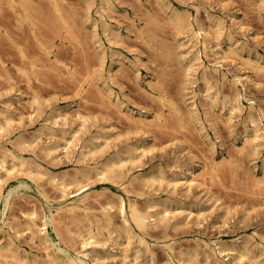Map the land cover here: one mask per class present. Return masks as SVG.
Listing matches in <instances>:
<instances>
[{"label": "rangeland", "instance_id": "rangeland-1", "mask_svg": "<svg viewBox=\"0 0 264 264\" xmlns=\"http://www.w3.org/2000/svg\"><path fill=\"white\" fill-rule=\"evenodd\" d=\"M4 1L0 10V61L2 60L0 63V109L7 108V112L4 114V128L0 131V141L8 143L14 141L16 135H23L31 141L30 145H18L19 147L16 145L18 151L14 147L15 152L20 153L25 159L27 157V161H32L34 165L44 166L49 173L64 170L72 172L86 163L90 166L101 165L100 162H106L116 154L125 158L123 162L114 166V170H129L132 174L152 173L150 174L152 179L146 180V183L138 180L132 183L126 182L127 184L124 183L126 185L120 186L118 181L103 179L91 173L87 180L80 181L85 186L79 185L80 182L69 184L66 189L70 193L84 188H86L84 192L92 190L91 194L88 193L91 195L90 201L97 193L107 194L104 196L99 194V199L95 197L94 202L91 201L94 208L91 205L90 211L92 214L95 212L94 215H90L92 219L100 217V213L98 214L101 211L100 207L106 205V197H110L113 192L119 194L126 204L130 202L141 209L147 206L146 200L150 197L171 202L172 208L159 212L155 216V222H149L143 234L149 249L152 250L153 258L148 253L146 256L137 240L141 233L132 223H130L131 232L128 235L127 232L124 233L122 226L119 230L122 229L123 232L116 230L117 233L114 229V231L110 230L113 226L120 224L118 211L113 206L114 208L112 207L109 212L110 216L112 215L111 218L113 217L114 225L111 227L96 225L93 228L94 231L100 228L98 229L100 232L96 231L100 244L96 250L101 251L98 252L99 254L96 252V258L98 260L103 258V260L96 259L97 264H181L184 258L183 264H210L211 257L207 260L203 251L204 249L210 252V249L200 246L203 241L209 243L219 240L229 243L238 237L247 239L249 248H252L251 251L249 249L233 257L223 253L222 256H218V261L222 264H264V172L260 168L264 160V132L262 136L255 139L251 123L245 118L249 101H253L256 117H258V109L259 111L263 109L264 112V66H262L264 65V0H109V3L105 0L108 4L105 3L102 10L97 7L101 0H82L83 2L54 0L56 6L62 9H59V14L63 13L60 17L55 16L56 19L52 17L54 24L50 22L53 21L50 20V16H53L52 13L55 14L54 3L51 0H26V2L13 0L14 7H11L6 0ZM86 1L91 4L89 8L85 5ZM163 4L168 6L165 7ZM193 4L197 6L201 4L198 9L200 15L198 12L195 13ZM24 5H27V8ZM170 6L181 12L187 10L185 13H189V19L194 27H196L194 18L198 22L201 20L199 22L201 23L205 20L204 14L207 15L208 12L212 13V16L215 13V17L222 19L220 23L224 26L220 35L221 31L217 32V27L208 23L209 25H205V33L211 30L210 39H208L209 35L202 33L199 40L203 42L204 34L207 45L208 42L212 45L215 42L214 39L221 36L217 41L221 43L223 50L221 49L219 53L223 56L218 57L219 53L214 56L209 48L206 50L208 52L204 53L200 42L197 45V48L202 50V54L200 53L202 65L210 69L208 70L210 74L206 75V77H212L208 79L209 86L199 79L192 85L185 80L184 67L177 61L179 60L177 53L182 50L177 44L184 40L183 32L180 33L181 31L176 29L177 26L174 23L171 25L170 17H168ZM84 9L87 10L84 11ZM61 15L64 16L62 19ZM197 16L203 19H198ZM18 17L20 20L17 19ZM150 17H153L152 21ZM154 18L157 24H152ZM62 20L65 22L63 23ZM104 20L114 30L110 31L111 34L109 32L107 35L104 34L102 27ZM209 27L213 28L209 29ZM148 34L150 38L155 37V39L147 38ZM227 35L231 36V40L227 41ZM151 40L160 45V50ZM232 40L237 41V45L242 42L241 47L235 49ZM99 42L102 45L101 49L97 45ZM168 44V51L171 50L169 54L163 51L167 49L165 46ZM172 45L174 48H171ZM172 50H176L177 53L174 54ZM160 52L164 54L161 56ZM99 54L102 56H98ZM166 54L169 57L170 54L177 57L166 59L164 57ZM254 59L255 63H253ZM213 63L217 66L216 71L213 69L214 72L211 69L215 68ZM162 68L165 75H162L163 71H160ZM200 70V68L197 70V77ZM234 75H240L241 78V83L236 82V86L230 81L234 79ZM220 78L223 80L221 81ZM79 80L89 81L83 89H78L76 83ZM101 81L104 83L102 84ZM183 87L185 90L194 89L197 92L193 96L195 116L184 111L181 112V116H178L172 113L170 107H164L170 99L172 100V98L168 99V96L175 97L176 99L173 100L176 103L180 100L179 96L184 91L181 90ZM231 88H236L240 92L237 107L236 103L230 100L233 97L230 94ZM207 93L212 96L213 102L205 100L204 95ZM178 104L182 110L186 111L182 99L181 102L178 101ZM49 107L58 110L59 115L57 118L49 119L47 123L56 119L59 126H75L81 121L79 117L83 116L87 119L86 131L83 132L86 140L97 128L104 132L106 138L94 137L93 141H96L97 145H91L92 149L88 147L91 151L86 148L85 151L89 152L86 151L85 154H79L80 143L75 146V149L69 148L65 151L57 136L47 134L49 132L44 128H40V131L36 130L40 123L44 122L42 119L49 112ZM155 114H160L162 118L156 119ZM184 115H189L191 118ZM263 117L260 119V126L262 125L264 129ZM32 134H39V136L33 138ZM52 137L58 140L59 145L52 154L46 152L50 154L47 155L42 147L50 143ZM7 146L10 147V144ZM127 147L130 150L133 149L134 156L127 157L124 152ZM104 159L106 161H103ZM32 162L31 165H33ZM5 167L10 174L5 172L8 174L5 175L1 170L2 178L5 179L1 192L5 194L7 190L13 188L8 202L13 199L11 202L14 204L11 207L12 203L9 202L11 205L8 203L2 216L4 202L0 197V224L2 217L7 218L8 221L13 218L12 220L20 222L17 227L14 224L15 230L14 228L8 230L13 242H16L15 245L19 246L16 250L23 249L29 255L41 256L44 253L43 245L35 240L36 238L32 239L33 241L30 240L26 229L23 228L22 221L25 217L23 211L28 212L29 208L25 209L31 205L30 209L35 206L37 208L35 209L40 210L38 212L41 213L47 214L54 211L56 199L54 193L59 194V190L49 183L48 174L43 176L38 171L37 177H40L35 181H39L42 187L36 184L37 182L31 178L33 175L35 179V167L30 175L31 179L29 174H27L28 177L23 176V170L20 172V167L9 160ZM19 172L20 174L17 175ZM41 188L47 191L45 193H48L49 198H45L39 190ZM112 202L114 203H111L112 205H118L116 199ZM97 205L101 206L98 208ZM68 215L63 214V217L60 216L61 218L56 220L59 225L61 224L58 225L60 230H62L61 227L75 222ZM77 217L85 219L83 215ZM62 218L65 220L61 222L65 224L59 221ZM78 221L75 222L76 225ZM82 223H86V219L81 220L78 225L81 226ZM169 223H175V225L170 226ZM73 225L75 226L72 224L69 227ZM6 229L5 226L0 229L2 237L0 249L2 250L6 241ZM49 232L52 235L50 229ZM75 240L77 241L72 239V242ZM72 242V248L74 246L76 248L77 245V248L79 247V243L74 242L73 245ZM102 242L104 244L101 245ZM165 243H172L173 251L165 248ZM196 244L199 246L197 247ZM182 248L186 255L182 251L181 257H178L180 255L178 252ZM14 249H11L13 252H8L9 255L20 256L21 252ZM186 249L189 250L187 253ZM193 251L194 255L198 253L196 258L192 255Z\"/></svg>", "mask_w": 264, "mask_h": 264}, {"label": "bare ground", "instance_id": "bare-ground-1", "mask_svg": "<svg viewBox=\"0 0 264 264\" xmlns=\"http://www.w3.org/2000/svg\"><path fill=\"white\" fill-rule=\"evenodd\" d=\"M4 0H0V10H1V5L5 2H3ZM8 3H9V5L11 6V7H14V4H12V2H13V0H6ZM51 1H53V10L55 11V14L54 13H52L53 11L51 10V13L53 14V16H50V20H53V21H50L52 24H54L53 22H54V18L56 19V17L55 16H59L60 17V14H63V13H61L60 12V14H59V9H61V7L60 8H58V6H56V3H55V1L54 0H51ZM82 1V0H81ZM108 1V3H109V0H107ZM260 1H263V0H260ZM259 1V2H260ZM3 2V3H2ZM25 2H26V0H25ZM83 2V1H82ZM101 3H100V5H99V3H98V5L99 6H97V7H100V9L103 7V5L106 3V4H108L107 2H105V0H101L100 1ZM86 4L85 5H87V8H89V6L91 5L90 4V2H85ZM5 4L7 5V3L5 2ZM77 4H79V3H77ZM192 4V3H191ZM18 5V4H17ZM17 5H15V6H17ZM94 5V4H93ZM164 5V4H163ZM162 5V6H163ZM199 5H201V4H199ZM199 5L197 6L196 4L194 5H192L193 7H194V10H195V13H197L198 12V9H199ZM77 6H79V5H77ZM165 7L166 6H168L167 4H165L164 5ZM18 7H19V5H18ZM24 7H26L27 8V5L25 6L24 5ZM106 7V6H105ZM160 7V6H159ZM202 8V7H201ZM23 9H25V8H23ZM50 9H51V7H50ZM95 9V8H94ZM104 9V8H103ZM206 9V8H205ZM205 9H203V11L205 10ZM20 10L21 9H19V12H20ZM62 10V9H61ZM87 10V9H86ZM85 9H84V11H86ZM89 10V9H88ZM102 10V9H101ZM201 10V9H200ZM24 11V10H23ZM165 11V10H164ZM185 11H187V10H184V12H181V11H178V9L176 8V9H174L173 7H168V13H169V16L168 17H170V22H171V25H172V23H174L177 27H176V29L180 32V33H182L183 32V36H182V38H184V40L182 41L181 40V42H179V44H177V45H179L181 48H182V50L181 51H179L178 53L177 52H175L174 50H172L173 51V53L175 54V53H177V55L179 56V60H177V61H179L181 64H182V66L184 67H181V68H183L184 70H185V75L184 76H186L185 78V80L187 81V83H190L191 85H192V83L194 82V81H196L197 79H199V81L201 80L204 84H207V83H209L208 81V79L209 78H212V77H206V75L209 73L210 74V72L208 71V70H210L209 69V67H207V66H203L202 65V60L200 59V53H201V51L203 50V52L205 53V51L207 50V48H209L210 49V51H211V53H213L214 54V56L216 55V54H218L219 52H220V50L222 49L221 48V43L220 42H218L217 41V39L219 38V37H221V36H217V34H216V36H217V38L216 39H214L215 40V42L212 44V45H209V43L210 42H208V45H207V43H206V41L207 40H205L204 39V34H206L205 32H206V27H205V25L206 24H210V23H212V24H214L216 27H217V29H216V31L217 32H219V31H221V29H222V26H224L223 24L221 25V20H220V18H217V17H215V13H214V16H212L211 14H209V12H208V14L206 15V14H204L205 15V20H203L201 23H199L198 21H197V19H195L194 18V22H195V24H196V27H194V25H193V23L190 21V19H189V13L187 14V13H185ZM206 11H208V10H206ZM205 11V12H206ZM96 12L97 13H99V11L98 10H96ZM95 12V13H96ZM200 12V11H199ZM199 12H198V14H199ZM14 13V12H13ZM20 13H22V12H20ZM26 13V12H25ZM195 13H194V16H195ZM51 14V15H52ZM16 15V14H15ZM22 15H23V13H22ZM85 15V14H84ZM98 15H100V14H98ZM102 15V14H101ZM100 15V16H101ZM197 15V14H196ZM200 15V14H199ZM17 16V15H16ZM26 16H28V15H26ZM86 16V15H85ZM218 16V15H217ZM52 17H54L53 19H52ZM62 17H64V16H62L61 15V19H62ZM167 17V18H168ZM220 17V16H219ZM151 18H153V17H150L149 19L151 20ZM197 18L198 19H203L202 17H198L197 16ZM18 20H20L19 19V17L17 18ZM58 20H59V18H58ZM101 20H103V19H101ZM155 18H154V21L152 22V24L154 23V24H157L156 22H155ZM60 21V20H59ZM63 21V23L65 22L64 20H62ZM152 21V20H151ZM158 21V20H157ZM168 21H169V19H168ZM150 22V21H149ZM101 23H102V21H101ZM93 24H95V23H93ZM103 28H104V34H106L107 35V33L109 32V34H111L110 33V31H114V30H112V28L110 27V24L108 23V22H106L105 20L103 21ZM173 24V25H174ZM208 24V25H209ZM174 25V26H175ZM214 25H213V27H214ZM95 26V25H94ZM93 27V26H92ZM213 27H209V29H211V28H213ZM215 27V28H216ZM94 28H96V27H94ZM146 28V27H145ZM147 28H148V26H147ZM149 28H150V26H149ZM208 28V27H207ZM149 30V29H148ZM176 30V31H177ZM3 31H4V29H3ZM96 31V30H95ZM94 31V32H95ZM145 31H147L146 29H145ZM223 31V30H222ZM222 31L219 33V35L222 33ZM106 32V33H105ZM210 32H211V30H210ZM209 32V33H210ZM213 32V31H212ZM112 33H114V32H112ZM154 33V32H153ZM152 33V34H153ZM202 33H204L203 34V36H202V41L203 42H201V40H199V37L202 35ZM208 32H207V36L209 35V38L208 39H210V34H209ZM7 34V33H6ZM94 34V33H93ZM96 34V33H95ZM141 34H142V32H141ZM147 34V33H146ZM144 35V34H143ZM205 35V36H206ZM35 36H37V35H35ZM148 37L147 38H150L149 36V34L147 35ZM228 36V35H227ZM93 37H94V35H93ZM152 37H154V36H152ZM231 37V36H230ZM230 37L228 36V40L227 41H229V39H230ZM38 38V37H37ZM147 38H146V40H147ZM206 39H207V37H205ZM215 38V37H214ZM39 39V38H38ZM150 39H152V38H150ZM153 39H155V37L153 38ZM152 39V40H153ZM151 40V41H152ZM231 40V39H230ZM38 41H40V40H38ZM96 41H99V40H96ZM95 41V42H96ZM208 41H210V40H208ZM224 41V40H223ZM35 42V41H34ZM94 42V43H95ZM145 42H147V41H145ZM152 42H154V41H152ZM200 42V44H201V49L202 50H199L198 48H197V45H198V43ZM231 42V41H230ZM241 42V41H240ZM148 43H149V41H148ZM156 45H157V47H158V49L160 48V45L158 44V43H156V42H154ZM232 43L234 44V46H235V49H239V47H241V43L240 44H238L237 45V41H233L232 40ZM239 43V42H238ZM42 44V43H41ZM161 44V43H160ZM36 45H38V44H36ZM45 45V44H44ZM99 47H100V49L102 48V45H101V42H99L98 44H97ZM159 45V46H158ZM162 45H164V44H162ZM161 45V46H162ZM97 46V47H98ZM152 46H153V48H154V45H153V43H152ZM169 46V44L167 45V46H165L166 48ZM171 46V45H170ZM233 46V45H232ZM98 47V48H99ZM156 47V48H157ZM165 47H163L164 49H165ZM229 47H231L230 46V44H229ZM162 48V49H163ZM171 48H174L173 47V45H172V47ZM20 49H21V47H20ZM109 49V48H108ZM152 49V48H151ZM230 49H232V48H230ZM241 49V48H240ZM244 49V48H243ZM160 50V49H159ZM223 50V49H222ZM221 50V51H222ZM229 50V49H228ZM227 50V51H228ZM233 50V49H232ZM48 51V50H47ZM158 51V50H157ZM163 51H167L166 53H168L169 51H170V53H171V50H169L168 51V48L166 49V50H163ZM209 51V52H210ZM240 51V50H239ZM23 52V51H22ZM102 52V51H101ZM206 52H208V51H206ZM226 52V51H225ZM229 52V51H228ZM232 52V51H231ZM235 51H233V53H234ZM24 53H26L25 51H24ZM103 53V52H102ZM163 53V52H162ZM236 53V52H235ZM255 53V52H254ZM20 54V53H19ZM48 54H49V52H48ZM160 54H161V52H160ZM164 54V53H163ZM163 54H161V56L163 55ZM169 54V53H168ZM202 54V53H201ZM212 54V55H213ZM224 54V53H223ZM27 55V54H26ZM101 54H99L98 56H100ZM157 55V54H156ZM206 55V54H205ZM219 55H221L220 53L218 54V57H219ZM254 55V54H253ZM48 56V55H47ZM97 56V57H98ZM102 56V55H101ZM100 56V57H101ZM158 56V55H157ZM168 55L166 54V56L164 55V57L167 59H171V58H173L174 59V57H177V56H174L173 54L171 55L170 54V57L168 56ZM221 56H223V55H221ZM220 56V57H221ZM257 56V55H256ZM217 57V56H216ZM48 58V57H47ZM99 58V57H98ZM259 59V58H258ZM176 60V59H175ZM2 61V60H1ZM1 61H0V63H1ZM51 61H53V60H51ZM177 61H175L176 63H177ZM215 61H216V59H215ZM254 61H256L255 59L253 60V63H255ZM34 63V62H33ZM180 63H179V65H180ZM251 63V62H250ZM257 63V62H256ZM161 64V63H160ZM178 64V63H177ZM215 64H216V62H215ZM258 64V63H257ZM181 66V65H180ZM213 66H214V63H213ZM260 66H261V64H260ZM262 66H264V65H262ZM215 68H211L212 69V72H214L213 71V69L215 70L216 69V67L217 66H214ZM201 69L200 70V72H199V75H198V77H197V70L198 69ZM253 68H254V66H253ZM256 68V67H255ZM164 70V68H162V70H160V71H163ZM183 70V71H184ZM257 70H259L258 68H257ZM216 71V70H215ZM71 73V72H70ZM162 73V72H161ZM222 73V72H221ZM208 74V75H209ZM162 75H165V72L163 71V74ZM214 75V74H213ZM221 75V74H220ZM211 76V75H210ZM222 76H224V75H222ZM221 76V77H222ZM214 77H216V76H214ZM233 77V76H232ZM216 79V78H215ZM220 80L222 81L223 79L222 78H220ZM226 80V79H225ZM241 78H240V75L239 76H235L234 75V79L233 80H230L231 81V84L232 85H234V86H236V82H240L241 83ZM89 81V80H88ZM88 81H83V80H79L77 83H76V86L78 87V89H83V87H84V85L86 84V83H88ZM220 81V82H221ZM102 82V81H101ZM217 82V81H216ZM226 82V81H225ZM104 82H102V84H103ZM230 83V82H229ZM222 84V83H221ZM230 84V85H231ZM106 85V84H105ZM104 85V86H105ZM208 86H209V84H207ZM231 85V87H233ZM242 85V84H241ZM184 86V85H183ZM185 87V86H184ZM184 87L181 89L183 92H181L182 94L179 96L180 97V100H178V101H180L181 102V99H182V101L185 103V109H186V111L185 110H182V107H180L179 105L180 104H178V101H177V103L176 102H174V98L173 97H169L168 96V99H170V98H172V100L170 99L169 101H168V104L166 105H164V107L165 106H167V107H170L171 109H172V113L174 112L176 115H178V116H181V112L182 111H184V113H191V115H194L195 113H196V108H195V104H194V100H193V96L194 95H196L197 94V92H195L194 91V89H191V90H185L184 89ZM207 86L205 85V89H207L206 88ZM242 87H243V85H242ZM185 88H187V87H185ZM228 88H229V86H228ZM204 89V90H205ZM229 90V89H228ZM242 90V89H241ZM158 91V90H157ZM156 91V92H157ZM161 91H162V89H161ZM163 91H164V89H163ZM230 91V90H229ZM165 92V91H164ZM205 92H207L206 90H205ZM158 93H159V91H158ZM163 93V92H162ZM190 93H192L191 95H190ZM198 93H200V92H198ZM161 94V93H160ZM231 96H233L232 97V99H230V100H233V102L234 103H236V107H237V103H239V100H240V92H239V90H237L236 88H234V89H232L231 88ZM229 94V95H230ZM163 95V94H162ZM166 95V93L164 94V96ZM205 96V100L206 101H208V102H210L211 100H212V96L209 94V93H207V94H205L204 95ZM117 97H116V95H115V99H116ZM231 98V97H230ZM161 99V98H160ZM159 99V100H160ZM176 99V98H175ZM248 100H249V97H248ZM157 101H158V99H157ZM176 101V100H175ZM205 101V102H206ZM161 102V101H160ZM163 102V101H162ZM211 102H213V101H211ZM210 102V103H211ZM255 102V101H254ZM252 103H253V101H249V105H247L248 107H247V110L244 112L245 113V118H246V121L247 122H249V123H251V130L253 131V135L255 136V139H256V137L258 138V137H260V136H262V132H264V129L260 126V119L262 118V116H264V112L262 111V110H260L259 111V109H258V117H256L255 116V113H254V110H253V105H252ZM118 104H119V102H118ZM160 105L163 107V105L160 103ZM160 105H157V106H160ZM168 105H170V106H168ZM207 105V104H206ZM208 105H210L209 103H208ZM207 105V106H208ZM211 106V105H210ZM236 107H234V108H236ZM5 110H2V109H0V113H1V115L3 116H1L0 115V131H2L3 130V128H4V126H3V123H4V121H5V116H4V114H5V112H7V108H4ZM181 109V110H180ZM241 109H243V108H241ZM170 113V112H169ZM58 115H59V112H58V110H53V108L52 107H49V112L47 113V115L46 116H44L43 117V121L44 122H41L40 123V126H39V128L38 129H36V130H39L40 128L42 129V128H44L46 131H48L49 133H47V134H51V136L52 135H55V136H57V139L59 138L60 140H61V144H62V148H64L65 149V151H67L69 148H74L75 149V146L76 145H78L79 143V147H78V151H79V154H82V153H84V152H86V151H88V150H90L91 151V149H92V147H91V145H97V143H96V141L94 142L93 141V139H94V137H99V136H102L103 138H106V135L104 134V132L101 130V129H96L95 130V132L92 134V135H90V137H89V139L88 140H86V138H84V136H83V132L84 131H86V121H87V119L85 118V117H83V116H80L79 118H80V122H78V125H67V126H59L58 125V123L56 122V119L55 120H53L52 122H50V123H47V121L49 120V119H54V118H57L58 117ZM160 115V114H159ZM159 115H156L155 114V116H156V119L157 118H159V117H161V116H159ZM175 116V115H174ZM184 116H188V117H190L189 115H184ZM195 116V115H194ZM30 118H31V115H30ZM162 118V117H161ZM180 118V117H179ZM191 118V117H190ZM263 119H264V117H263ZM40 131V130H39ZM43 131V130H42ZM42 131H41V133H42ZM45 131V132H46ZM44 132V133H45ZM264 134V133H263ZM33 138H36L37 136H39V134H37V135H34V134H32L31 135ZM53 138V137H52ZM254 138V137H253ZM15 140L14 141H10V142H3V141H0V197H2L3 198V202H4V204H3V208H2V211H1V213H2V216H4V213H5V209L8 207V203L9 202H11V201H9L8 202V199H9V196H10V194H11V192H12V190H13V188H11V189H9V190H7L6 191V193L5 194H3L2 192H1V189H2V187H3V184H4V178H2V175L3 174H1V170H3V172H4V174L5 175H8V174H10L9 172H8V169L5 167V164H6V162H7V160H9V161H11L13 164H17L18 165V167H20V169H21V171L20 172H22V170H23V176H26L27 174H29V178H30V175L32 174V172H34V167L36 168V172H34V174H36V175H34V177H35V179L32 177L33 175H31V178L34 180V182H37L36 184H38L39 185V181H35L36 179L38 180L39 178L38 177H40V176H38L37 177V171L40 173V174H48L50 177H49V183H51V185H53V187L55 188L56 187V189H58L59 190V197L57 196V194H55L54 193V195H56V196H54L52 193H49V194H51L52 196H54V198H56L55 199V201H54V211H50L49 213H47V214H45V213H41V212H38V211H40V210H36L37 208L34 206V208L32 207L31 209H30V207L32 206H28V207H26V209L25 210H27L28 208H29V211L28 212H24L23 211V215L25 216H23L24 217V219H23V221H22V225H24V229H26V231H27V236H29V239L30 240H32V239H35V240H37L38 242H40V244L41 245H43L42 246V248L44 247V253H42V255L41 256H36V255H29V254H27L23 249H22V251H18V250H16L18 247L15 245V243L13 242V240H12V238L10 237V235H9V233H8V230L9 229H13L14 227H15V225H16V227H17V224H19L20 222H16L15 220H10V221H8L7 220V218L5 219V218H3L2 217V219H1V224H0V229H2L4 226L7 228L6 230V237H5V239H6V241H5V245L3 246L4 248H3V250L2 249H0V264H97V262H96V259L98 260V258H96V256H97V253L98 252H100V251H98L97 252V250H96V247L98 246V245H100L99 244V238L97 239V236H96V231H98V229H100V228H95L96 230L94 231L93 230V228L97 225L98 227L99 226H102V225H104V226H107V225H110V227H111V225H114V222H113V220H112V218H111V216H110V209L113 207L114 209H117L116 211H118L117 213H118V215L117 216H119V223L121 224H119L118 226H113V228L112 229H110L111 231H116V230H119L120 228L119 227H121L122 226V228L125 230V234H126V232H127V235L128 234H130V232H131V230L129 229V227H130V223H132L133 224V226H134V228L136 227V229L138 230V232H140L141 234L138 236V238H137V240H138V242H139V244L143 247V249H144V252H145V254H146V256H147V253H148V255L151 257V258H153L152 257V250H150L149 249V244H148V242L145 240V238L143 237V234H144V232H146V229H147V226H148V224H150L149 222H151V221H153V222H155V216L159 213V212H163V211H166V210H168L170 207H171V202L169 203V200H165V199H160V198H156V197H150L149 199H147L146 201H147V203H146V205L147 206H144V208L143 209H141L140 207H138V205H136V204H131L130 202L128 203L127 202V204L125 203V201L123 200V198L122 197H120V195L119 194H116V193H114L113 192V194L109 197H106L107 198V200H106V205H104V206H101L102 205V203H101V211L100 212H98V214L100 213V217H96L95 219H92V215H94L95 214V212H94V214H92L91 213V211H90V208H91V205L93 204V200H95V197H97V199H99L98 198V196H99V194L97 193L96 195H95V193H94V199H92L91 201H93V202H91L90 201V199H91V191L92 190H90V191H85L84 192V190H86V188H84V189H82V190H80V187L78 188L80 191H77L76 189V192H74V193H70V191H68L66 188H67V186L69 185V184H71L72 182H78V184H79V182L80 181H82L83 179L85 180H87V178H89V176H90V174L91 173H93V174H95L96 176L97 175H99V177L100 178H103V179H111V180H113V181H118L119 182V184H120V186L121 185H126L127 183H132L133 181H141L142 180V182L144 181H146V180H151L152 179V175H150V174H152V173H145V172H138V173H131L129 170L128 171H125V170H123V169H121V170H114V166L116 165H118V163H121V162H123L124 161V158H121V157H119V154H118V156H117V154L115 155V156H113L112 158H110V159H108L107 161L104 159L103 161H106V162H100L101 163V165L99 164H97V165H93V166H90V165H88L87 163L86 164H82L81 166H79V167H77V168H75L72 172H68V170L66 171V170H64V171H62V172H54V173H49L48 171V169L47 168H44V166L42 167L41 165H34L35 163H33L32 161H30V160H28V161H30V163L27 161V157H26V159L20 154V153H16L15 152V150H14V147H16V145H17V147H19L20 145L21 146H24V145H30V140L29 139H27V138H25L23 135H16V137L14 138ZM254 139V140H255ZM52 140V141H51ZM50 141V143L48 144V143H46V145L44 144L43 145V150H45L44 151V153L45 154H47V153H50V154H52V152L54 151V149L56 148V146H58L59 145V143L57 142L58 140H56V139H51ZM8 144H10V147H8L7 145ZM48 144V145H47ZM19 145V146H18ZM94 146H93V148H94ZM17 147H16V150H17ZM41 147H39V148H41ZM88 147H91V149H89ZM42 148L40 149L41 151H43L42 150ZM86 148H88V150H86L85 151V149ZM128 148V147H127ZM126 148V150H124V152L126 153V155H127V157L128 156H134V152H133V149H127ZM18 151V150H17ZM123 151V150H122ZM47 152V153H46ZM89 152V151H88ZM50 154H47V155H50ZM85 154V153H84ZM109 158V157H108ZM85 161V160H84ZM31 162H32V164L33 165H31ZM35 162V161H34ZM80 162V161H79ZM112 165V166H111ZM110 167V168H109ZM111 167H112V169H111ZM262 170H263V172H264V160H262V164H261V167H260ZM19 168H18V171L20 170ZM2 172V173H3ZM5 172H7V173H5ZM20 172L17 174V175H19L20 174ZM26 172V173H25ZM152 172V171H151ZM25 173V174H24ZM16 174H13L14 176H16ZM13 175H11V176H13ZM39 175V174H38ZM42 175H41V177H42ZM11 176H10V179H11ZM43 176H45V175H43ZM47 176V175H46ZM94 176V175H93ZM26 177H28V175L26 176ZM37 177V178H36ZM12 178H14V177H12ZM30 178V179H31ZM47 178H48V176H47ZM153 179H154V177H153ZM85 182V181H84ZM127 182V183H126ZM149 182V181H148ZM147 182V183H148ZM83 182H80V184L79 185H81ZM85 183H87V182H85ZM84 183V184H85ZM113 183V182H112ZM124 183H126V184H124ZM146 183V182H145ZM72 184H74V183H72ZM116 184V183H115ZM150 184V183H149ZM18 185H20V184H18ZM17 185V186H18ZM76 185H77V183H76ZM78 185V186H79ZM83 185V184H82ZM81 185V186H82ZM87 185V184H86ZM39 186H41V184L39 185ZM83 186H85V185H83ZM42 187V186H41ZM69 187V186H68ZM39 190H41V192H42V194H44V196H45V198H49V195H47L46 193H45V191L46 190H43V188H41V189H39ZM47 192V191H46ZM71 192H72V190H71ZM93 192V191H92ZM88 193H90V194H88ZM24 194V193H23ZM23 194H20V195H23ZM69 194H71L70 196H69ZM18 195V194H17ZM16 195V196H17ZM19 195V196H20ZM50 195V196H51ZM100 195H107V194H103V193H101ZM23 197V196H22ZM89 197H90V199H89ZM92 197H93V193H92ZM12 198V197H11ZM14 198V197H13ZM20 198V197H19ZM51 198V197H50ZM103 199V198H102ZM113 199H116V201L118 202V205L116 206V204L115 205H112L111 203H113L112 201H113ZM103 201V200H102ZM99 203L101 202V201H98ZM12 203V202H11ZM11 203H9V205H11ZM98 203V204H99ZM13 204H14V202L12 203V205H11V207L13 206ZM46 204V203H45ZM95 204V203H94ZM114 204V203H113ZM127 205V206H126ZM173 206V205H172ZM10 207V208H11ZM97 207H98V205H97ZM98 207V208H99ZM146 207V208H145ZM36 208V209H35ZM92 208H94V206L92 205ZM172 208V207H171ZM174 209L176 208L175 206L173 207ZM177 208H180V207H177ZM39 209V208H38ZM41 209V208H40ZM50 209V208H49ZM173 209V210H174ZM10 210V209H9ZM12 210V209H11ZM10 210V211H11ZM22 213V212H21ZM39 213V214H38ZM41 213V214H40ZM7 214H8V211H7ZM6 214V215H7ZM63 214H69L68 216H69V218H71V220L74 222H77L78 220H85L86 219V223H82L83 225H81V226H79L78 225V223H80V221H78V223H77V225H76V223L74 222V223H71V222H69V224L70 225H66V226H64L65 227V229H63L64 227H61L62 228V230L64 231V232H62V230H60V228L58 227V225H59V223H57L56 222V220H58L59 219V217L60 216H62ZM5 215V216H6ZM22 215V214H21ZM78 215H83V218H85V219H82L81 217H77ZM91 215V216H90ZM8 216H10V214L8 215ZM7 216V217H8ZM12 217L14 216L13 215V213H12V215H11ZM67 216V215H66ZM89 216H90V218H89ZM63 217V216H62ZM61 218V217H60ZM66 219H67V217H65ZM75 218V219H74ZM78 220H77V219ZM158 218V217H157ZM64 218H62V219H60L59 221L61 222V220H63ZM65 220V219H64ZM71 220H69V221H71ZM77 220V221H76ZM115 220V219H114ZM83 222V221H82ZM85 222V221H84ZM94 222V223H93ZM152 222V223H153ZM61 223H63V224H65V222H61ZM116 223V222H115ZM15 224V225H14ZM67 224H68V222H67ZM72 224H75V228H73V226L72 227H69V226H71ZM61 225V224H60ZM59 225V226H60ZM94 225V226H93ZM116 225H117V223H116ZM154 225V224H153ZM166 225H168V223H166ZM169 225L170 226H174L175 225V223H169ZM19 226V225H18ZM132 227V226H131ZM49 229L51 230V233H52V235H50V232H49ZM103 229H105V228H103ZM114 229V230H113ZM14 230H15V228H14ZM66 230V231H65ZM123 230V231H124ZM107 231V230H106ZM119 231H122V229L121 230H119ZM122 231V232H123ZM2 232V231H1ZM5 232V231H4ZM14 232H16V231H14ZM98 232H100V230L98 231ZM117 232V231H116ZM121 232V233H122ZM10 233H12V232H10ZM65 233V234H64ZM118 233V232H117ZM98 234V233H97ZM100 234V233H99ZM138 234V233H137ZM4 235V236H5ZM12 235H13V233H12ZM100 237V236H99ZM128 237V236H127ZM0 238H2L1 236H0ZM101 238V237H100ZM72 239H77V244L79 243V247L77 248V244H75V245H77L76 246V248H72V245H71V242H72ZM102 239V238H101ZM100 239V240H101ZM33 241V240H32ZM74 241V242H75ZM74 242H72V244L74 243ZM75 242V243H76ZM102 244H104L103 242L101 243V245ZM1 245V244H0ZM40 245V246H41ZM74 245V244H73ZM171 245V246H170ZM197 245V247L199 246V244H196ZM39 246V247H40ZM141 246H139V247H141ZM200 246H202L203 248H209L210 249V252H206V250H204L203 249V251H205V257H206V259L208 260V258L209 257H211V261L209 262L210 264H222V263H220L219 261H218V256L219 255H221L222 256V254L223 253H225V254H229L230 256H235L236 254L238 255V254H242V253H244L245 251H249V244H248V241H247V239H244V238H236V239H234V240H231V242H229V243H227V242H221V241H219V240H217V241H211V242H205V241H203L202 242V245H200ZM101 247V246H100ZM103 247V246H102ZM136 247V246H135ZM164 247L165 248H167L168 250H172L173 251V249H172V243H165L164 244ZM179 247H180V245H179ZM12 248H15L14 250L15 251H17V252H21V255L19 256L18 254L17 255H9V251L10 252H13V250L11 251V249ZM104 248V247H103ZM40 249H41V247H40ZM139 249V248H138ZM184 248H182L179 252H178V254L180 253V255H178V257L180 256L181 257V252L183 251V253H184V251L185 250H183ZM195 249V248H194ZM252 249V248H251ZM251 249H250V251H251ZM21 250V249H20ZM43 250V249H42ZM179 250V249H178ZM187 250L188 249H186V253H187ZM193 250V249H192ZM104 251H105V249H104ZM141 251V250H140ZM171 251V252H172ZM189 251V250H188ZM199 251V250H198ZM209 251V250H208ZM97 252V253H96ZM134 252H135V250H134ZM137 253H138V251H136ZM135 252V253H136ZM195 252H197V251H195ZM104 252H102V254H103ZM134 253V254H135ZM210 253V254H209ZM16 254V253H15ZM40 254H41V252H40ZM99 254V253H98ZM101 254V255H102ZM172 254H173V252H172ZM185 254V253H184ZM198 254V253H197ZM196 253H195V255H194V251H193V253H192V255L193 256H195V258L197 257L196 255H197ZM183 255V254H182ZM186 255V254H185ZM191 255V254H190ZM100 256V255H99ZM104 256V255H103ZM148 256V257H149ZM188 256H189V254H188ZM192 256V257H193ZM102 257V256H101ZM191 257V258H192ZM100 258V257H99ZM183 258V257H182ZM190 258V257H189ZM189 258H186V259H189ZM181 259V258H180ZM100 261H102L103 260V258H102V260L101 259H99ZM98 260V261H99ZM184 261H185V258L183 259ZM181 261V264H183L182 262H184V261ZM178 261V260H177ZM99 263H101V262H99Z\"/></svg>", "mask_w": 264, "mask_h": 264}]
</instances>
